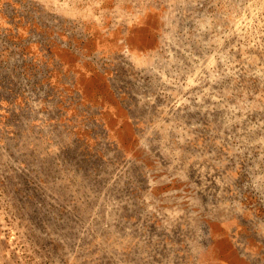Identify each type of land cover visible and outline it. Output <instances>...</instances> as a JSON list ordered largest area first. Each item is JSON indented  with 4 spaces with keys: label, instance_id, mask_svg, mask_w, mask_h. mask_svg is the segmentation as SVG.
Segmentation results:
<instances>
[{
    "label": "rangeland",
    "instance_id": "374dc122",
    "mask_svg": "<svg viewBox=\"0 0 264 264\" xmlns=\"http://www.w3.org/2000/svg\"><path fill=\"white\" fill-rule=\"evenodd\" d=\"M0 264H264V0H0Z\"/></svg>",
    "mask_w": 264,
    "mask_h": 264
}]
</instances>
